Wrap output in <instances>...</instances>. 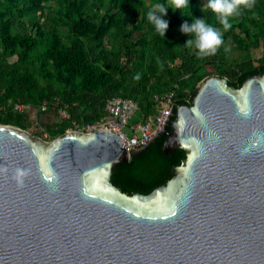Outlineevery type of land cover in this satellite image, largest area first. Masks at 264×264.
<instances>
[{"label": "water", "instance_id": "obj_1", "mask_svg": "<svg viewBox=\"0 0 264 264\" xmlns=\"http://www.w3.org/2000/svg\"><path fill=\"white\" fill-rule=\"evenodd\" d=\"M173 176L122 192L115 133L0 124V264H264V73L199 82L164 129Z\"/></svg>", "mask_w": 264, "mask_h": 264}, {"label": "trees", "instance_id": "obj_2", "mask_svg": "<svg viewBox=\"0 0 264 264\" xmlns=\"http://www.w3.org/2000/svg\"><path fill=\"white\" fill-rule=\"evenodd\" d=\"M159 2L0 0V124L28 129L29 115L15 112L13 104L37 107L47 102L43 114H49L50 121L43 128L52 139L69 127L68 120L54 114L57 108L78 122L91 123L103 117L109 98H130L138 105L136 121L155 113L156 97L173 90L175 105L164 128L169 130L177 107L192 104L205 77H226L239 88L248 77L264 73V0H255L253 8L230 18L228 29L207 0H189L183 15L169 7L165 36L146 15ZM195 16L222 32L216 53L199 57L194 46H185L191 34L180 25ZM259 48L263 52L256 55ZM165 138L161 132L112 168V184L127 194H149L167 182L186 152L176 148L165 154Z\"/></svg>", "mask_w": 264, "mask_h": 264}, {"label": "built area", "instance_id": "obj_3", "mask_svg": "<svg viewBox=\"0 0 264 264\" xmlns=\"http://www.w3.org/2000/svg\"><path fill=\"white\" fill-rule=\"evenodd\" d=\"M157 110L144 119L139 118L133 121L138 110L137 103L130 98L113 96L105 104V114L99 120L91 123L78 122L71 118L70 113L64 108H57L54 113L59 118L68 120L69 127L66 132L91 133L95 130L107 129L121 139L126 151L132 152L145 147L163 132L166 124L172 116L174 107V91L170 90L161 96L156 97ZM13 110L17 113L30 115L32 111L47 113L48 103L43 102L35 107L28 102H15ZM30 126L38 136L45 140H51L47 131L40 126V122L29 117Z\"/></svg>", "mask_w": 264, "mask_h": 264}, {"label": "clouds", "instance_id": "obj_4", "mask_svg": "<svg viewBox=\"0 0 264 264\" xmlns=\"http://www.w3.org/2000/svg\"><path fill=\"white\" fill-rule=\"evenodd\" d=\"M189 4V0H167L166 3L161 0L147 11V19L154 25L157 32L165 36L169 26V21L165 18L168 8L171 7L174 11L179 9L181 15H183L182 11ZM254 4L255 0H207V7L216 14L224 29L231 27L230 18L239 15L243 8H253ZM180 30L186 34H191L184 44L188 47L194 46L197 50L196 55L199 57L216 53L223 43L222 32L208 23L202 16H195L191 19V22L185 19L180 25Z\"/></svg>", "mask_w": 264, "mask_h": 264}, {"label": "rangeland", "instance_id": "obj_5", "mask_svg": "<svg viewBox=\"0 0 264 264\" xmlns=\"http://www.w3.org/2000/svg\"><path fill=\"white\" fill-rule=\"evenodd\" d=\"M262 52H263L262 48H259V49L256 50V55H261ZM15 58L16 57L10 58V61H14ZM208 70L211 72V68L210 67H208ZM213 75H215V74H213ZM39 122L41 124L40 126H42V127H44L48 123V121L45 120V119H43L42 117L40 118ZM25 130H27L28 132L32 133L33 135H36L34 128L31 127V126H29V128L28 129H25Z\"/></svg>", "mask_w": 264, "mask_h": 264}, {"label": "crops", "instance_id": "obj_6", "mask_svg": "<svg viewBox=\"0 0 264 264\" xmlns=\"http://www.w3.org/2000/svg\"><path fill=\"white\" fill-rule=\"evenodd\" d=\"M29 117L30 118H32L33 120H37V121H39L40 120V118L42 117L43 119H45V120H47L48 122L50 121L49 120V114H43V113H38V112H36V111H32L31 113H30V115H29ZM49 117V118H48Z\"/></svg>", "mask_w": 264, "mask_h": 264}]
</instances>
